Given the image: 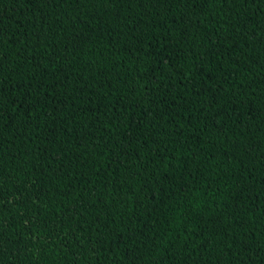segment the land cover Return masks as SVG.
<instances>
[{
	"label": "trees",
	"instance_id": "16d2710c",
	"mask_svg": "<svg viewBox=\"0 0 264 264\" xmlns=\"http://www.w3.org/2000/svg\"><path fill=\"white\" fill-rule=\"evenodd\" d=\"M0 264H264V0H0Z\"/></svg>",
	"mask_w": 264,
	"mask_h": 264
}]
</instances>
